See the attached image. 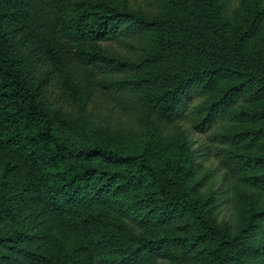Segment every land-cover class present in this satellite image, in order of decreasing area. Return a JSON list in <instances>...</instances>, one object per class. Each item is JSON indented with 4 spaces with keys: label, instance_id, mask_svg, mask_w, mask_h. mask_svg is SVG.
Wrapping results in <instances>:
<instances>
[{
    "label": "trees",
    "instance_id": "16d2710c",
    "mask_svg": "<svg viewBox=\"0 0 264 264\" xmlns=\"http://www.w3.org/2000/svg\"><path fill=\"white\" fill-rule=\"evenodd\" d=\"M262 233L264 0H0V264H256Z\"/></svg>",
    "mask_w": 264,
    "mask_h": 264
},
{
    "label": "rangeland",
    "instance_id": "374dc122",
    "mask_svg": "<svg viewBox=\"0 0 264 264\" xmlns=\"http://www.w3.org/2000/svg\"><path fill=\"white\" fill-rule=\"evenodd\" d=\"M68 1H78V2H86L87 0H68ZM102 46L110 51H118L119 47L116 43L111 42H103ZM60 97V98H59ZM49 102L52 104V107L57 108L59 111L62 112L63 115L70 118V123L68 124L65 130V137L70 145L78 144L84 142L87 136L90 134L91 125L94 120L101 118H94L87 115H81L74 112L73 107L71 106L70 102L64 101V94L62 93L59 96V93H56V90L52 92V95L49 98ZM108 112H102V114H107ZM91 120L92 122H89ZM110 118H107V122L110 127L116 128L121 127L123 129L134 130L132 135L141 134L139 130V123L136 120H133L127 117L122 119L111 118V122L109 121ZM140 131V132H139ZM200 138V136H194V138ZM182 219L178 216H175L171 219H167L163 222L159 223H151L149 224V228L153 231H171L177 228V226L181 223ZM264 234V233H262ZM262 244V251L256 258V264H264V237L261 241ZM169 261V260H167ZM170 264H176L171 259L169 261ZM139 264H144L143 262ZM181 264H199L196 260H190L181 263Z\"/></svg>",
    "mask_w": 264,
    "mask_h": 264
}]
</instances>
